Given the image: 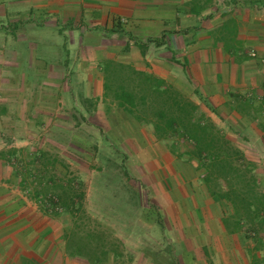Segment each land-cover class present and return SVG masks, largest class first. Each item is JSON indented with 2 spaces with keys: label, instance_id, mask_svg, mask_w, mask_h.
I'll use <instances>...</instances> for the list:
<instances>
[{
  "label": "crops",
  "instance_id": "crops-1",
  "mask_svg": "<svg viewBox=\"0 0 264 264\" xmlns=\"http://www.w3.org/2000/svg\"><path fill=\"white\" fill-rule=\"evenodd\" d=\"M231 19L229 47L224 25ZM0 22L18 24L0 26V36L30 31L50 55H59L51 51L57 43L67 57L55 59L50 69L79 72V86L90 87L89 72L112 59L162 78L198 105L206 104L207 115L223 132L233 119L240 135L237 146L264 184V0H0ZM65 79L61 75L60 81ZM182 164L184 168H175L174 180L171 169L157 170L164 174L162 188L170 187L165 177L175 182V190L162 193L166 202L161 207L174 217L163 223L167 232H175L164 241L173 262L250 264L241 242L212 212L213 199L199 173ZM49 223L20 194L0 193V264H88L65 249ZM113 257L91 264L118 256ZM134 258L126 264L170 263L142 252Z\"/></svg>",
  "mask_w": 264,
  "mask_h": 264
},
{
  "label": "rangeland",
  "instance_id": "rangeland-1",
  "mask_svg": "<svg viewBox=\"0 0 264 264\" xmlns=\"http://www.w3.org/2000/svg\"><path fill=\"white\" fill-rule=\"evenodd\" d=\"M2 25L18 24L0 22ZM224 27L230 47L234 21L229 20ZM10 37L0 36V150L23 148L24 154L43 150L64 162L69 176L82 180L85 195L82 208L76 213V231L83 237L88 229L94 230L95 242L100 239L101 247L107 249L104 259L111 253L118 256L106 264L129 263L140 252L175 264L168 251H172L169 243L164 242L175 237V232L170 234L163 225L171 215L162 212L166 202L162 193L175 190L172 180L178 165L184 168L182 163H185L188 170L191 167L196 171L195 162L175 156L165 142L154 137L149 127L118 107L111 96L103 95V79L99 77L104 69L101 63L87 76L91 86H79V72L50 69L55 59L67 57L57 43L46 40L53 46L51 51L59 52L58 56L50 55L46 45H41L30 31ZM61 75L66 77L64 81H60ZM199 106L207 112L206 104ZM226 122L229 127L224 133L239 148L236 141L240 135L236 133L235 121ZM159 166L163 170L171 169V182L165 177L168 188H162L165 184H161L160 176L164 180V174L157 171ZM19 178L0 158V193L20 194L25 203L35 207L38 216H45L50 222L58 232L57 239H63L64 231L73 226L71 216L62 210L54 216L41 211L29 192L21 188ZM188 187L192 190L194 183ZM259 188L264 192L263 183L259 182ZM212 204L215 208L212 212L220 219L230 209L219 200L213 199ZM245 230V226H240L231 238L241 242L243 254L250 259L253 253L262 256L261 249H254V236L245 235ZM65 249L69 252L73 247L65 246ZM173 250L179 254L175 246ZM83 251L73 255L91 264L89 251Z\"/></svg>",
  "mask_w": 264,
  "mask_h": 264
},
{
  "label": "trees",
  "instance_id": "trees-1",
  "mask_svg": "<svg viewBox=\"0 0 264 264\" xmlns=\"http://www.w3.org/2000/svg\"><path fill=\"white\" fill-rule=\"evenodd\" d=\"M101 64L103 95L111 96L118 107L149 127L175 156L195 162L194 170L212 199L230 208L221 217L225 230L235 233L245 226V235L250 233L255 238L254 249L263 253H253L250 264H264V192L254 174L253 161L197 103L172 84L112 59ZM0 158L20 176L21 188L29 192L41 211L54 216L62 210L71 216L73 226L62 236L66 248L73 247L71 254H82L85 249L90 261L105 258L107 249L101 247L100 239L95 242L94 230L88 229L83 237L77 232L76 213L82 208L85 192L82 180L69 176L64 162L43 150L24 154L23 148L15 147L0 150Z\"/></svg>",
  "mask_w": 264,
  "mask_h": 264
}]
</instances>
